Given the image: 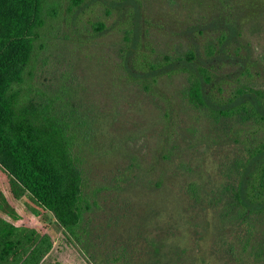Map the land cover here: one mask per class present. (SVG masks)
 Masks as SVG:
<instances>
[{
  "label": "rangeland",
  "instance_id": "obj_1",
  "mask_svg": "<svg viewBox=\"0 0 264 264\" xmlns=\"http://www.w3.org/2000/svg\"><path fill=\"white\" fill-rule=\"evenodd\" d=\"M60 2L61 17L29 37L13 89L18 105L48 110L70 140L79 224L66 231L1 162L0 221L31 246L51 235L41 264H264V207L247 210L237 197L262 131L234 111L251 101L264 112V0H88L78 22ZM47 4L57 5L46 0L44 15ZM121 8L154 58L182 59L141 76L124 29L93 38V24H112ZM204 68L216 72L221 99L208 84L202 102L192 94ZM239 87L249 93L231 101Z\"/></svg>",
  "mask_w": 264,
  "mask_h": 264
},
{
  "label": "trees",
  "instance_id": "obj_2",
  "mask_svg": "<svg viewBox=\"0 0 264 264\" xmlns=\"http://www.w3.org/2000/svg\"><path fill=\"white\" fill-rule=\"evenodd\" d=\"M45 1L0 0V162L24 183L37 204L51 210L59 224L73 235L80 220L77 201L81 193V176L70 151V140L48 110L18 105V91L13 89L30 58L29 37L42 34L47 18L57 20L61 17L60 0H53L57 3L53 8L47 4L44 15ZM89 5L88 0H68L65 19L78 22ZM125 9H118L112 24L95 22L90 33L93 38L115 28L124 29L130 47L136 48L132 49L135 50L131 56L132 66L141 76L182 59L169 55L163 59L154 58L152 47L145 38L142 39L143 34L136 31L138 19ZM80 31L83 32L81 28ZM220 36L222 40L230 41L226 31L223 30ZM194 56L191 49L186 53L187 61ZM215 73L204 68L200 78L194 80L192 94L201 102L206 84L210 85L206 90L212 95L219 97L222 93V86L214 81ZM158 79L154 75L148 82L151 85ZM247 93L245 88H236L230 99L236 100ZM254 105L251 101L234 105L236 113L252 114L262 131V136L250 150L237 190L238 201L247 210L264 207V112ZM53 245L51 235L45 233L31 246L0 221V264H41Z\"/></svg>",
  "mask_w": 264,
  "mask_h": 264
}]
</instances>
